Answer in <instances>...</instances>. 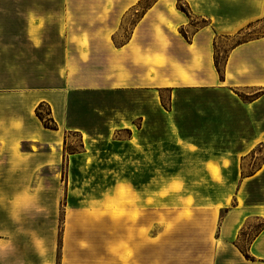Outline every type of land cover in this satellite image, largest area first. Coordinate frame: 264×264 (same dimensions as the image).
<instances>
[{
    "label": "rangeland",
    "instance_id": "rangeland-1",
    "mask_svg": "<svg viewBox=\"0 0 264 264\" xmlns=\"http://www.w3.org/2000/svg\"><path fill=\"white\" fill-rule=\"evenodd\" d=\"M44 1L0 0L3 58L28 59V54L34 58L28 37L36 35L44 40L37 48L39 54L44 50L60 51L57 36L64 27L39 25L31 29L27 25L34 12H46ZM154 1L143 0L142 6ZM36 6L41 9L33 11ZM135 20L136 17L129 18L122 26L120 42L130 33ZM194 24L201 21L194 20ZM263 34L264 23H259L232 38L218 39L219 63L222 65L237 42ZM58 60L51 55L46 58L50 62L44 72L46 82H37V86L53 83L56 65L52 62L57 64ZM107 84L92 91L69 93V123L80 128L82 135L65 132L59 162L35 171L23 168L25 163L12 171V164L6 163L9 165L0 174L5 178L29 179L27 187L40 188L42 211L25 216L21 225L37 235L41 231L38 229H43L42 236H48L45 228H52L56 264H108V254L115 251L118 258L116 262L112 260L113 264H139V260L132 258L134 232L127 231L142 233L146 231L144 227L155 231L152 229L156 226L217 225L224 212L234 205L235 173L240 178V174H252L255 168L250 153L240 170L220 169L223 159L235 162L241 151L252 144L253 134L264 129V103L250 105L260 94L255 89L114 90ZM50 113V108L43 104L35 109L42 126L56 130ZM125 125L129 128L117 129ZM260 162H264V151L258 153L256 166ZM243 192L250 204L264 201V173L245 186ZM238 200L243 202L242 191ZM130 226L134 229L130 230ZM259 226V221H250V232Z\"/></svg>",
    "mask_w": 264,
    "mask_h": 264
},
{
    "label": "crops",
    "instance_id": "crops-1",
    "mask_svg": "<svg viewBox=\"0 0 264 264\" xmlns=\"http://www.w3.org/2000/svg\"><path fill=\"white\" fill-rule=\"evenodd\" d=\"M142 3L45 0L46 12L29 16L27 25L31 29L39 25L64 27L57 36L60 51L39 54L37 48L44 40L36 35L28 37L34 58L28 54V59H5L0 53V118L11 117L21 123L0 143V174L17 156L24 158L23 168L29 171L59 162L65 132L82 135L80 128L69 123L68 95L72 91H92L105 83L114 90L255 89L260 94L250 105L264 103V34L233 45L220 65L221 74L214 62L215 40L232 38L247 26L264 23V0H155L145 8ZM179 3L188 15L178 8ZM40 9L36 6L33 11ZM133 17L136 20L130 33L120 42L119 31ZM193 19L201 24L195 25ZM49 55L59 58L57 64L52 62L56 65L55 79L51 85L37 86V82H46ZM39 104L50 108L56 130L44 128L37 119L35 109ZM250 143L235 162H221L222 171L240 170L251 153L255 168L252 174L243 173L240 178L235 173L234 205L224 212L219 224L127 231L134 232L132 258L139 264H264V201L250 204L243 192L264 173V162L258 166L255 163L258 153L264 151V129L256 131ZM33 146L39 149L33 150ZM222 179L225 181L224 172ZM22 185L30 186V180L0 177V191L9 195ZM241 191L242 203L238 200ZM252 220L260 222L254 232L249 227ZM45 229L48 236H42L43 229H38L43 241L42 254L38 255L30 238L33 231L13 224L7 211L0 209V241L10 242L9 248L0 250V264H56L54 233L51 227ZM117 258L116 251L110 252L108 264Z\"/></svg>",
    "mask_w": 264,
    "mask_h": 264
},
{
    "label": "clouds",
    "instance_id": "clouds-1",
    "mask_svg": "<svg viewBox=\"0 0 264 264\" xmlns=\"http://www.w3.org/2000/svg\"><path fill=\"white\" fill-rule=\"evenodd\" d=\"M20 127V121L15 118H0V143L4 142L5 136L18 130ZM23 162L24 158L19 156L15 157L11 170H17ZM39 192V187L33 189L27 186L14 191L11 195L0 191V209L7 211L8 218L13 224L20 225L25 216L29 214L38 215L42 211L39 203ZM21 230L22 229L20 228L17 229V231ZM30 238L37 250V254H42V238L34 232L31 233ZM9 247L10 242L0 241V250L7 249Z\"/></svg>",
    "mask_w": 264,
    "mask_h": 264
},
{
    "label": "trees",
    "instance_id": "trees-1",
    "mask_svg": "<svg viewBox=\"0 0 264 264\" xmlns=\"http://www.w3.org/2000/svg\"><path fill=\"white\" fill-rule=\"evenodd\" d=\"M178 8H179L180 10H182L183 12H185V13L188 15V12L186 11L185 8H183V6H182L180 3L178 4ZM251 26H252V25L247 26L246 29H247V28H250ZM243 30H244V29H242L240 32H238L237 35H239L240 33H242ZM241 42H243V41H241ZM241 42H237L236 44H239V43H241ZM236 44H235V45H236ZM216 45H217V40L214 41V47H216ZM214 62H215V66H216V68H217V71L221 74V68H220V65H221V64L219 63L216 54L214 55ZM36 113H37L38 118L41 119L40 114L38 113V111H37ZM41 120H42V119H41ZM50 121H52V120L50 119ZM53 124H54V123H53ZM54 127H55V125H54ZM121 183H122V182H121ZM123 183H124V182H123Z\"/></svg>",
    "mask_w": 264,
    "mask_h": 264
}]
</instances>
